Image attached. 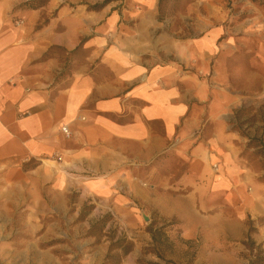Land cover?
<instances>
[{"label": "crops", "instance_id": "crops-1", "mask_svg": "<svg viewBox=\"0 0 264 264\" xmlns=\"http://www.w3.org/2000/svg\"><path fill=\"white\" fill-rule=\"evenodd\" d=\"M120 4L87 13L65 3L27 33L13 20L21 0H0V264L17 211L37 219L40 203L52 215L73 191L80 202L111 195L116 209L128 203L121 189L130 190L135 169L157 157L173 151L201 178L213 157L226 165L237 155L229 121L247 96L223 60L243 48L264 65L258 26L244 24L234 46L217 42L218 30L181 42L163 30L157 0ZM53 45L90 52L61 74L58 59L45 57Z\"/></svg>", "mask_w": 264, "mask_h": 264}, {"label": "rangeland", "instance_id": "rangeland-1", "mask_svg": "<svg viewBox=\"0 0 264 264\" xmlns=\"http://www.w3.org/2000/svg\"><path fill=\"white\" fill-rule=\"evenodd\" d=\"M104 1L21 0L13 20L30 33L44 29L62 4H80L88 13L100 10L94 7ZM120 2L111 0L102 8L116 9ZM33 15L37 23L30 26ZM157 19L177 41L218 30L217 42L230 39L233 46V38L244 34L243 25L255 23L264 55V0H157ZM231 51L223 62L233 85L247 96L229 121L235 158L223 165L221 155L213 157L206 177L194 178L187 160L172 151L135 169L130 190L121 189L128 203L116 209L111 195L80 202L73 191L63 209L54 203L52 215L40 203L35 204L37 219L26 221L17 211L7 236L6 264H264V65L252 63L246 49ZM89 52V47L67 52L53 45L46 56L57 58L65 74ZM210 128L201 127V135ZM157 131L162 132L160 125ZM122 237L133 244L127 255L112 246Z\"/></svg>", "mask_w": 264, "mask_h": 264}, {"label": "trees", "instance_id": "trees-1", "mask_svg": "<svg viewBox=\"0 0 264 264\" xmlns=\"http://www.w3.org/2000/svg\"><path fill=\"white\" fill-rule=\"evenodd\" d=\"M111 0H105L103 3H100V4H97L95 5L94 9H99V8H102L106 2H109ZM28 3H24V6H26ZM31 9H34L35 7H30ZM47 54V52H46ZM46 54H45V57H46ZM242 109L238 110V111H241ZM154 238V237H153ZM122 243H124V245H122ZM113 248H119V250L121 251V254L122 255H127L128 253H130L133 249V244L131 242H128V241H125V239L122 237V238H118L117 242L115 244L112 245ZM111 248V250L113 249ZM158 256V255H157ZM264 260V259H263ZM139 264H141L139 262ZM143 264H173L172 262H168V261H164L163 263H143Z\"/></svg>", "mask_w": 264, "mask_h": 264}, {"label": "built area", "instance_id": "built-area-1", "mask_svg": "<svg viewBox=\"0 0 264 264\" xmlns=\"http://www.w3.org/2000/svg\"><path fill=\"white\" fill-rule=\"evenodd\" d=\"M61 130L63 131V133L66 135V136H69V131L66 127H61Z\"/></svg>", "mask_w": 264, "mask_h": 264}]
</instances>
